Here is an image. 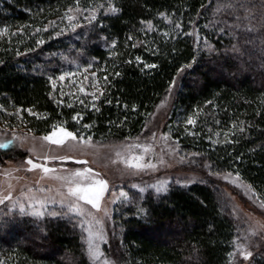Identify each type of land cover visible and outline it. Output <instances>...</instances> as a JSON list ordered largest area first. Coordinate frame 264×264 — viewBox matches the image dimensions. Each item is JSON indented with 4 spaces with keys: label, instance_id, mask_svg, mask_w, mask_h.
I'll list each match as a JSON object with an SVG mask.
<instances>
[{
    "label": "trees",
    "instance_id": "16d2710c",
    "mask_svg": "<svg viewBox=\"0 0 264 264\" xmlns=\"http://www.w3.org/2000/svg\"><path fill=\"white\" fill-rule=\"evenodd\" d=\"M102 1L0 0V123L20 110L23 128L35 135L66 122L81 136L71 122L79 114L94 141L135 139L175 87L164 130L190 163L212 174L237 173L264 199V0H111L117 12L74 33L32 34L70 6ZM145 22L157 27L149 31ZM73 61L91 67L99 82L84 108L52 85ZM10 150L0 148V158L16 156ZM217 183L209 176L162 194L131 191L105 255L115 264H230L238 230L232 201ZM85 238L73 217L0 209L6 264H93ZM249 264H264V251Z\"/></svg>",
    "mask_w": 264,
    "mask_h": 264
},
{
    "label": "rangeland",
    "instance_id": "374dc122",
    "mask_svg": "<svg viewBox=\"0 0 264 264\" xmlns=\"http://www.w3.org/2000/svg\"><path fill=\"white\" fill-rule=\"evenodd\" d=\"M110 6L115 7L111 0H104L87 7L75 4L58 16L37 24L32 28V34L37 36L42 32L43 39L46 36L55 38L74 33L80 26L96 20L101 15L113 14ZM67 16H72L74 19L68 20ZM159 17L182 33L181 23H174L170 15L162 13ZM144 25L149 31L157 27L153 22H145ZM191 34L197 44H205L196 30H192ZM71 64L73 68L65 72L67 74H64L65 78L53 79L52 85H55L53 88L60 97L73 93L74 100L79 101L78 104L84 108L95 101L99 82L91 67L76 61ZM175 93L176 88L171 87L165 100L157 107L143 134L138 138L111 143L94 141L91 138L92 147L89 148H83L70 140L64 145H56L40 139L59 128L71 131L66 127V122L54 126L48 133L35 135L23 128L26 120L20 110L10 112L17 119L0 123V143L12 141L9 146L10 151L16 156L0 158L2 163L0 164V197L9 194L11 196L10 200L0 204V209L7 207L10 211L21 213L22 205L24 214L28 215L35 210L44 213L42 217L33 216L35 218H43L51 215L52 212H56V216L73 217L85 234L88 255L92 263L105 264V261H108V264H115L113 259L105 255L103 248L113 233L117 210L123 202L130 200L131 191H137L142 195L147 191L162 194L170 186H186L212 176L215 177L217 184L227 191L237 224L238 234L230 264H249L254 254L264 251V228L261 227L264 225V207H261L264 199L237 173L212 174V172H204V167L200 168L195 164L196 161L190 163V155L181 150L178 142L164 130ZM73 117L76 119L72 118L71 122L80 130H84V133L77 136L71 132L78 138H89L90 136H85L89 127L81 125V116L75 114ZM45 156L49 158L45 159ZM60 156H68L71 159L53 158ZM137 157L139 160L135 159ZM28 159L55 169V172L45 175L40 169L29 171L31 166L25 163ZM79 160H86L87 163H77ZM133 163H139L143 167H131L130 164ZM84 168H91L93 174H99L98 179H104L108 183V190L100 201L99 211L83 201H75L74 197H68L69 185L65 180L55 178L68 177L71 172ZM157 189L160 191L158 192ZM121 192L127 194V199L120 195ZM36 200L43 201V205L37 204ZM70 201H75L89 215H79L76 211L69 212ZM96 220L101 223L97 224ZM89 228L93 232L102 231L104 234L103 241L94 240V244L98 245L99 251L103 253L99 258L94 259L89 252ZM246 251H251L253 254L248 260L241 255V252ZM7 261L6 256L0 255V264H6Z\"/></svg>",
    "mask_w": 264,
    "mask_h": 264
},
{
    "label": "snow or ice",
    "instance_id": "6c2138e0",
    "mask_svg": "<svg viewBox=\"0 0 264 264\" xmlns=\"http://www.w3.org/2000/svg\"><path fill=\"white\" fill-rule=\"evenodd\" d=\"M110 11L115 13L118 11V9L110 6ZM66 18L68 20L74 19V17L72 16H67ZM177 27H179V25H177ZM148 67H154V65H148ZM65 75H61L59 79L63 80L65 78ZM117 75L119 74L117 73ZM53 86L55 85L53 84ZM81 91H83V89H81ZM28 111L31 114V110H28ZM73 119H76V117H73ZM188 123L194 124L195 121L189 118ZM85 127H89V125H85ZM40 139L43 141H48L56 145H64L66 141L70 140V141L75 142L76 145L82 146L83 148L92 147L91 137L87 139H85L84 137L78 138L71 131H68L63 128L56 129L49 135L41 137ZM11 143L12 141H8V143H0V148L7 149L11 145ZM117 155H119V153H117ZM48 158L49 157L45 156V159H48ZM53 158L61 159V160L71 159V157H68V156H60V157H53ZM135 159L139 160L138 157ZM25 163L31 166L28 169L29 171H32L34 169H40L45 175L55 172V169L49 168L42 164L34 163L32 159H28ZM77 163L85 164L87 163V161L79 160L77 161ZM130 166L136 167V168L143 167V165L139 163H133V164H130ZM98 175H99L98 173L93 174V170L91 168H84L82 170L77 169L71 172L68 177L57 176L55 178L65 180L66 183L69 185L68 191H67L68 197H74L75 201H83L85 204H89L92 206V208L99 211L100 201L103 198L104 193L108 190V183L104 179H98L97 178ZM157 191L159 192L160 189H157ZM120 195L124 197L125 199H127L126 193L121 192ZM10 199H11L10 194L0 197V204H3L6 200H10ZM75 201L69 202L68 211L69 212L76 211L79 215H89V213H85L84 209L80 207ZM36 203L40 204L41 206L43 205V201H40V200H36ZM261 207H264V202H261ZM20 212L21 214H24V208L22 205L20 206ZM43 214L44 213L39 210H35V211L28 213V215L35 216V217H42ZM51 215L56 216L57 213L52 212ZM96 223L100 224L101 222L99 220H96ZM261 227L264 228V225H262ZM104 239L105 237L102 231L93 232L91 228L88 229L89 252L93 256L94 259L99 258L100 255H103V253L99 251L98 245L94 244V240L103 241ZM241 255L243 256L245 260H248L249 258L252 257L253 254L251 251H246V252H241ZM105 264H108V261H105Z\"/></svg>",
    "mask_w": 264,
    "mask_h": 264
}]
</instances>
